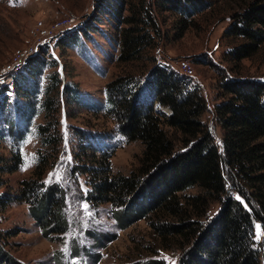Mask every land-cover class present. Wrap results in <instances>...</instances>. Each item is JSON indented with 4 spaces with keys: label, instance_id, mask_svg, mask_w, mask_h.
<instances>
[{
    "label": "trees",
    "instance_id": "obj_1",
    "mask_svg": "<svg viewBox=\"0 0 264 264\" xmlns=\"http://www.w3.org/2000/svg\"><path fill=\"white\" fill-rule=\"evenodd\" d=\"M157 1L102 0L99 8L116 24L120 45V76L106 86L108 110L129 140L144 144L139 168L130 175H113L108 163L102 162L100 168H91L97 170L93 176L87 164L70 170L91 175L86 200L93 205L110 203L121 229L148 220L152 243L146 242L144 247L150 252L176 246L182 252L179 264H263L255 226L260 222L264 227V79L245 74L239 67H244V60H252L264 45V0H236L238 9H234L232 24L226 30L227 35L241 42L229 50L228 58L234 64L229 67L230 74L228 69L218 68L221 76L214 113L222 131L221 144L204 119L210 108L201 86L153 53L163 34L157 11H171L179 16L178 37H182L190 27L191 17L212 9L215 3ZM76 27L65 32L60 42L70 47L81 43L83 28ZM48 47L15 75L11 92L36 98L46 64L55 67L44 91L47 122L38 125L42 145L54 150L55 156L62 138L55 122L57 105L65 93L78 98V89L62 83L60 69L56 70L58 59L49 61L44 57ZM194 61L203 60L195 57ZM9 98H2L5 102L0 113H10L12 108L15 118L23 117L28 127L34 117L33 108L25 104L17 108L6 102ZM156 103L169 108L170 114L156 111ZM11 119L8 129L14 133ZM23 133H18L21 138ZM53 157L40 158L38 169L42 171L22 182L20 195L31 199L30 212L43 233L51 237L56 232L63 239L70 228L67 191L54 180L47 184L44 178L48 167L61 163ZM91 162L89 166L93 167L96 163ZM16 163L5 172L18 169ZM195 187L199 192H187ZM17 195L5 193L0 197V207H8ZM213 203L219 207L211 214ZM99 235L102 234L94 232L92 237L96 241ZM140 253L143 256V251ZM96 260H100L99 254ZM57 261L62 264L63 255ZM0 264H17L1 246ZM138 264L164 261L148 259Z\"/></svg>",
    "mask_w": 264,
    "mask_h": 264
},
{
    "label": "rangeland",
    "instance_id": "obj_2",
    "mask_svg": "<svg viewBox=\"0 0 264 264\" xmlns=\"http://www.w3.org/2000/svg\"><path fill=\"white\" fill-rule=\"evenodd\" d=\"M101 1L0 0V70L18 49L38 40L36 33L39 30L48 28L46 26L54 27L59 19L79 17L76 28H83L84 36L81 43L70 47L60 42L66 35L62 34L58 40H53L44 55L49 61L58 59L56 70L60 69L62 83L72 84L78 89V98L66 93L59 96L61 101L57 105L55 122H58L62 138L55 156L54 150L42 145L38 133V125L47 122L43 105L47 94L44 91L55 67L46 64L43 76L38 81L36 98L18 96V92H15L6 100L16 104L17 108L23 104L33 108L34 117L28 127L23 117L15 118L12 108L8 115L0 113V197L5 193L18 194L8 207H0V246L17 264H57L60 255L64 259L62 264H138L148 259L162 260L164 264H179L181 260L182 252L176 246L159 248L155 251L157 253L146 250V242L152 243V229L147 219L121 229L110 203L93 205L85 198L90 188V176L97 172L91 168H100L103 162L108 163L113 175H130L139 168L145 148L141 141H131L120 131L118 121L108 110L106 86L120 76V45L116 24L99 9ZM211 1L215 3L212 9L193 15L192 21L188 22L190 27L182 37H178L181 30L177 21L179 16L171 11H157L163 34L153 53L181 74L184 73L179 69L182 60L193 62L195 75L189 78L201 86L208 99L210 110L204 119L216 133L217 143L221 144L222 131L215 122L214 113V98L221 76L218 68L228 69L230 74L229 67L234 64L229 60L228 53L241 39L226 33L232 24L234 9H238V2ZM195 57L203 61L196 63ZM243 63L244 67H239L243 73L264 79V45L252 60L247 59ZM14 87L12 84L11 90ZM2 98L4 96H0V106L5 102ZM155 110L164 115L170 114V109L159 103L155 104ZM10 118L14 120V133L8 129ZM22 131L23 138L18 134ZM43 156H54L62 163L54 168L48 167L44 178L47 184L54 180L67 191L66 212L70 215V228L63 239L56 232L51 233V237L43 233L30 212L28 200L31 199L25 194L20 195L22 182L42 171L38 167ZM16 158H19L18 163L15 162ZM91 160L96 163L93 167L89 166L93 164ZM15 163L18 169L5 172ZM85 164L87 170L91 171L89 176L70 170ZM187 192L197 193L199 188ZM218 207V203H213L211 214ZM78 220L79 224L76 223ZM255 228L264 264V227L257 222ZM89 230L102 235L95 241L92 237L94 232L89 233ZM140 251H143V256ZM98 254L99 261L96 260Z\"/></svg>",
    "mask_w": 264,
    "mask_h": 264
},
{
    "label": "built area",
    "instance_id": "obj_3",
    "mask_svg": "<svg viewBox=\"0 0 264 264\" xmlns=\"http://www.w3.org/2000/svg\"><path fill=\"white\" fill-rule=\"evenodd\" d=\"M79 17H70L69 19H59L54 23V27L42 28L36 33L38 40L30 41L25 48L16 51L9 63L0 70V96H11V85L14 84L15 75L22 72L31 63V60L42 53L43 48L51 45L54 39L71 30L79 24ZM35 35V31L33 30ZM32 39V37H31ZM187 77H193L194 67L188 59H183L179 68Z\"/></svg>",
    "mask_w": 264,
    "mask_h": 264
}]
</instances>
